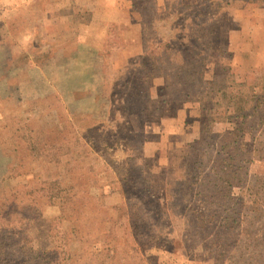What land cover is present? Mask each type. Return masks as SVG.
<instances>
[{
	"label": "rangeland",
	"instance_id": "1",
	"mask_svg": "<svg viewBox=\"0 0 264 264\" xmlns=\"http://www.w3.org/2000/svg\"><path fill=\"white\" fill-rule=\"evenodd\" d=\"M192 57L205 60L204 81L224 69L264 81V0H0L8 264L38 249L55 264H264V161L250 124L247 181L228 198L249 208L242 224L229 234L201 219V179L185 165L215 101L185 96Z\"/></svg>",
	"mask_w": 264,
	"mask_h": 264
},
{
	"label": "trees",
	"instance_id": "2",
	"mask_svg": "<svg viewBox=\"0 0 264 264\" xmlns=\"http://www.w3.org/2000/svg\"><path fill=\"white\" fill-rule=\"evenodd\" d=\"M247 1L255 4L261 2V0ZM181 59L184 61V58ZM191 59L192 62L189 64L191 71L182 74L187 78V85L185 86L189 88L186 89L185 96H196V99L201 101L212 98L215 103L207 114L206 133L202 134L194 145H190L192 150L198 148L199 154L194 157V163L185 165V170L188 176L192 174V170H196L197 175L193 173L192 179L196 181L201 179L203 187L196 193L195 197L199 202L198 209L199 213L202 214L201 219L204 220V225L210 224L213 228L218 227L217 229H223L230 234L233 232L232 230H236V227L242 224L245 211L249 209L246 208L243 212L245 208L243 200L239 206L236 204L237 207L228 202V198L233 194V189L245 185L248 166L252 162L251 152L247 150L244 143V127L248 124H250L249 127L252 131L253 154L258 160L264 161V81L261 83L255 81L252 84L238 81L234 74L228 72V69V71L222 70L220 75L215 74L211 82L204 81L205 60L200 61L198 59L196 61L193 57ZM163 76L166 82H169V74L164 73ZM218 123L230 124L232 127L218 132L215 130V125ZM53 145L49 144L48 146ZM36 150V141L29 143L26 141L25 151L28 155L35 153ZM16 152L17 150H13V153ZM15 167L16 163L12 162L10 169L15 170ZM14 176H8L6 179ZM262 178L264 179V177ZM173 181L174 179L172 184ZM260 183L264 187V182ZM170 185L171 182L168 181L166 189L168 194H170ZM53 188L59 189L60 185L54 184ZM250 190L253 197L258 195L257 192H254L255 187ZM57 191H62V189ZM214 207L219 210L216 214L213 212ZM75 208L77 209V207ZM207 211L208 214H206ZM251 211L252 209H250ZM243 230L244 233H247L246 227ZM7 233L12 234V232ZM247 235L249 234L247 233ZM2 245L4 243L1 242L0 264L5 261L8 264L10 260L3 258L4 247ZM30 252L31 257L22 264H27V262L30 264H55L54 259L49 256L50 252L46 253L39 251V249ZM37 258L41 262H36ZM68 258L71 259V254ZM99 264H105V261Z\"/></svg>",
	"mask_w": 264,
	"mask_h": 264
}]
</instances>
